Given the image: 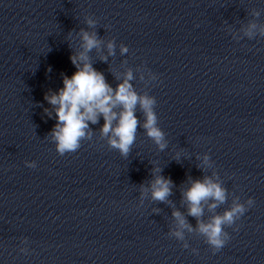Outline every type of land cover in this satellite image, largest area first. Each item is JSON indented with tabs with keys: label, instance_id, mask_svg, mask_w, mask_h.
Segmentation results:
<instances>
[{
	"label": "clouds",
	"instance_id": "1",
	"mask_svg": "<svg viewBox=\"0 0 264 264\" xmlns=\"http://www.w3.org/2000/svg\"><path fill=\"white\" fill-rule=\"evenodd\" d=\"M256 17L260 12L253 13ZM85 22L90 28L97 25V20L86 16ZM258 25L250 23L245 30L248 39L255 38ZM81 51L78 55L70 57L76 71L69 77L63 76V87L58 92L45 94L44 99L55 111L56 124L50 134L56 151L63 156L66 153H74L81 147V142L91 140L92 130L89 124H97L102 117L104 123L100 128V136L107 140L109 148L118 150L121 156L127 157L131 147L136 140L138 127H142L148 138L163 151L167 147V140L164 131L158 126V117L155 112L156 99L149 94H139L130 83L134 79L131 70L120 82L115 90L107 83L103 73L93 68L87 55L93 48H99L102 40L96 32L80 31ZM259 35L264 37V27L259 29ZM233 39L237 37L233 36ZM108 54H114V42L109 41ZM129 49L122 44L120 52L122 55L128 53ZM107 60V56H101ZM49 71L51 69L49 68ZM151 80L157 77L148 71ZM137 108L144 116L141 125L136 115ZM50 117L51 112L45 109ZM203 165L212 167V161L208 154L203 157ZM28 168H36L35 161H25ZM160 168L153 169L154 179L150 184L151 198L153 201L168 202L167 198L172 194L173 183L170 178L160 175ZM141 194L146 195L148 188L141 186ZM183 200L188 206V216L196 219L195 228L187 222L186 217L180 211H173L175 228L170 230L168 235L182 242V247L189 248L185 238V230L196 232L204 238L207 245L213 252L220 251L230 240V235L225 231L226 227H233L236 222L251 208L255 201L249 197L241 203L237 196L231 206L222 214L216 213V209L226 203L228 190L223 186V181L217 173L205 175L204 178L192 180L190 186L182 193ZM209 201H212L209 203ZM204 205L210 212L214 213L208 220H204ZM233 227V231H238ZM22 243L27 244V240ZM22 253H27V248H21ZM193 253L197 249H192Z\"/></svg>",
	"mask_w": 264,
	"mask_h": 264
}]
</instances>
